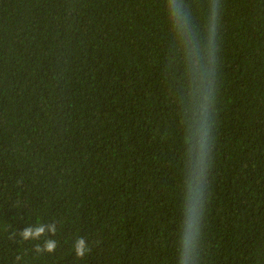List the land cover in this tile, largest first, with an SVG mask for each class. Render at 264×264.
Instances as JSON below:
<instances>
[{"label": "trees", "instance_id": "trees-1", "mask_svg": "<svg viewBox=\"0 0 264 264\" xmlns=\"http://www.w3.org/2000/svg\"><path fill=\"white\" fill-rule=\"evenodd\" d=\"M0 264H264V0H0Z\"/></svg>", "mask_w": 264, "mask_h": 264}, {"label": "clouds", "instance_id": "clouds-1", "mask_svg": "<svg viewBox=\"0 0 264 264\" xmlns=\"http://www.w3.org/2000/svg\"><path fill=\"white\" fill-rule=\"evenodd\" d=\"M52 247L53 246H49V249L48 250L50 251ZM77 254L78 255H83V242L82 241H80V244L77 247Z\"/></svg>", "mask_w": 264, "mask_h": 264}]
</instances>
